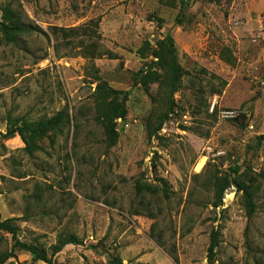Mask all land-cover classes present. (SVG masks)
Returning <instances> with one entry per match:
<instances>
[{
    "label": "rangeland",
    "instance_id": "1",
    "mask_svg": "<svg viewBox=\"0 0 264 264\" xmlns=\"http://www.w3.org/2000/svg\"><path fill=\"white\" fill-rule=\"evenodd\" d=\"M183 1L0 0L39 30L17 44L0 34V215L48 254L59 237L81 242L49 264H209L213 230L214 264H264V0ZM96 20L101 58L82 54V33L53 34ZM169 33L188 74L172 96L157 83L148 94L133 76L152 58L138 51ZM100 79L129 92L111 148L93 98ZM63 110L68 123L32 153L19 135L4 136L10 119ZM222 179L253 192L251 220L235 185L214 206ZM137 183L157 193L142 196ZM14 243L0 232L5 264H48Z\"/></svg>",
    "mask_w": 264,
    "mask_h": 264
},
{
    "label": "trees",
    "instance_id": "2",
    "mask_svg": "<svg viewBox=\"0 0 264 264\" xmlns=\"http://www.w3.org/2000/svg\"><path fill=\"white\" fill-rule=\"evenodd\" d=\"M184 0L183 3L187 4ZM39 31L38 28L27 24L23 21L22 15L13 3L0 4V34L8 44H17L18 40L25 35L33 34ZM82 33L89 38L88 42L82 40L78 41V47L81 48L82 54L90 59L101 58L106 55V52L101 50L99 34V21H91L87 25L78 28H54L53 34L55 36L63 35L64 37H77ZM139 55L143 59L152 58V61L143 66L134 76L135 84L140 85L149 93L151 84H159L169 90L171 96L181 87L183 78L188 74L177 59V49L174 39L169 33L163 39L159 40L154 47L149 43L143 45L139 51ZM129 97L128 91L116 90L109 87L101 79L98 80L97 86L93 93V98L96 103L98 112V123L104 130L105 142L108 148L117 144L119 134L117 131V120H125L128 114L127 101ZM167 118H162L155 129L148 132V139L151 140L162 129ZM234 118L232 121H237ZM68 113L66 110L59 112L54 117L48 120H40L37 122H29L25 118L10 119L7 125V132L5 137H14L19 135L22 141L26 144V150L29 153L33 152L35 141L42 136L61 129L68 123ZM20 124V126H18ZM235 173H238L236 170ZM235 185L239 191L244 192V202L247 209V216L249 220L252 219L255 211L254 195L248 186L237 180L222 179L218 185L216 192V202L214 206L220 207L224 194L228 188ZM137 193L145 196L154 197L157 189L154 186L137 183ZM14 220H2L0 215V232H5L14 240L13 249H19L29 253L34 261H41L51 263L52 259L62 252L67 245H81V242L75 236L59 237L56 244L51 247V254L35 245L26 242H21L18 238L19 229L12 222ZM220 242L219 230H213L210 237V245L208 248L207 259L209 264H214L216 261V249ZM12 255L4 252L0 254V264L11 258ZM116 264H121L117 261Z\"/></svg>",
    "mask_w": 264,
    "mask_h": 264
},
{
    "label": "built area",
    "instance_id": "3",
    "mask_svg": "<svg viewBox=\"0 0 264 264\" xmlns=\"http://www.w3.org/2000/svg\"><path fill=\"white\" fill-rule=\"evenodd\" d=\"M235 115L232 112H227L226 117L233 118Z\"/></svg>",
    "mask_w": 264,
    "mask_h": 264
}]
</instances>
